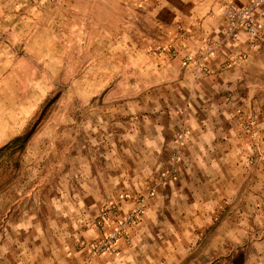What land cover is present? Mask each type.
<instances>
[{
	"label": "crops",
	"instance_id": "1",
	"mask_svg": "<svg viewBox=\"0 0 264 264\" xmlns=\"http://www.w3.org/2000/svg\"><path fill=\"white\" fill-rule=\"evenodd\" d=\"M248 1L119 0L114 10L105 2L100 20L115 17L119 63L133 71L124 84L133 90L130 105L148 114H93L102 142L86 143L83 157L78 153L83 159L71 164L69 190L14 199L3 194L0 264L82 262L86 254L77 241L102 237L94 222L103 205L116 202L127 212L142 195L146 209L129 239L118 242L116 254L90 264H184L188 246L209 228L223 264L254 263L233 253L237 243L253 242L237 230L249 232L250 216L264 215V166L240 125L242 110L264 114V4L259 34L230 42L208 61L210 72L184 62L200 54L206 38L223 33L224 5ZM182 125L190 136L178 174L157 183L160 171L171 167L166 152ZM251 245L264 247V237Z\"/></svg>",
	"mask_w": 264,
	"mask_h": 264
},
{
	"label": "rangeland",
	"instance_id": "2",
	"mask_svg": "<svg viewBox=\"0 0 264 264\" xmlns=\"http://www.w3.org/2000/svg\"><path fill=\"white\" fill-rule=\"evenodd\" d=\"M107 1L114 10L119 0H0V207L5 192L14 199L21 193L69 190L71 164L83 159L84 145L102 142L94 129L100 119L93 114H148L130 105L133 90L124 84L133 71L119 63L115 17L100 20ZM240 114V125L253 141V158L264 166V135L258 129L264 128V114ZM182 130H188L185 141L190 136L187 126L175 130L165 159L170 166ZM31 131L28 141H16ZM250 219L251 230L236 234H247L253 244L264 237V215ZM198 234L184 264H223L222 252L211 244L212 228ZM251 244L237 243L235 259L261 264L264 247Z\"/></svg>",
	"mask_w": 264,
	"mask_h": 264
},
{
	"label": "built area",
	"instance_id": "3",
	"mask_svg": "<svg viewBox=\"0 0 264 264\" xmlns=\"http://www.w3.org/2000/svg\"><path fill=\"white\" fill-rule=\"evenodd\" d=\"M264 0H249L245 4L228 3L223 6L225 17L223 33L214 38L205 39V48L198 56L187 55L184 62L188 65L193 64L201 73L210 72L208 61L215 55L223 51V48L230 42L239 40L242 33L251 37L259 34L261 23L258 17V10ZM188 130H182L176 135L177 147L172 156L173 164L170 168L162 171L159 182L164 183L169 179L175 178L178 174V165L182 161V146L184 145ZM153 190H150V194ZM147 196L138 197L136 206L124 212L119 203H107L101 209L94 224L102 231L103 235L97 240L86 241L79 238L77 243L80 250L86 254L82 262L77 264H90L93 257L103 254H116L117 245L121 239H129L131 228L141 219L146 209ZM111 229L105 232L107 226Z\"/></svg>",
	"mask_w": 264,
	"mask_h": 264
},
{
	"label": "trees",
	"instance_id": "4",
	"mask_svg": "<svg viewBox=\"0 0 264 264\" xmlns=\"http://www.w3.org/2000/svg\"><path fill=\"white\" fill-rule=\"evenodd\" d=\"M32 133H33V132L31 131V132L25 134L24 136H20V137L17 138L16 141H22V140H23V141H28V140L30 139Z\"/></svg>",
	"mask_w": 264,
	"mask_h": 264
}]
</instances>
